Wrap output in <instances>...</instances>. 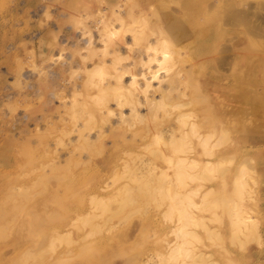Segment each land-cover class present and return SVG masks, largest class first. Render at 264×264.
I'll return each mask as SVG.
<instances>
[{
	"label": "rangeland",
	"instance_id": "obj_1",
	"mask_svg": "<svg viewBox=\"0 0 264 264\" xmlns=\"http://www.w3.org/2000/svg\"><path fill=\"white\" fill-rule=\"evenodd\" d=\"M58 1L0 0V214L4 216L0 215V230L6 229L0 232V264L20 258L22 264H264V46L255 44L252 67L244 59L240 63L247 82L240 89L244 102L236 123L238 151L225 152L220 164L208 169L179 170L176 165L184 152L175 144L185 140L190 147V139L196 142V134L204 129L193 127L197 133L166 144L173 126L177 125L176 131L179 127L177 135L184 129L178 124L180 109L175 102L186 103L181 109L194 112L188 120L202 121V110L210 106L218 111L212 100L216 90L208 77L210 65L206 75L197 76L200 46L192 41H185V47L172 45L176 64L169 72L162 69L166 74L161 84L151 81V87L163 88L169 76L183 75L174 78L176 90L164 111L161 107L151 113L140 104L130 112L131 105L120 108L111 100L108 117L97 113L88 123L81 104L93 106L95 81L113 82L109 74L114 70L109 63L113 46L119 47L125 62L130 61L133 51L127 48L132 35L119 32L106 43L102 35L101 41L99 29L111 16L108 0ZM245 45L242 35L243 55L248 52ZM142 57L146 58L145 52ZM97 64L103 69L90 76ZM189 70L191 77L186 74ZM127 75L123 83L128 82ZM188 78L190 84L184 82ZM205 80L210 87L204 92L196 89L197 96L192 82ZM196 98L201 100L195 104ZM223 115L232 120L229 112ZM206 119L211 127L218 122L212 112ZM83 122L91 128L80 127ZM226 127L225 138L217 127L210 138L226 139L220 148L231 144L234 126L228 122ZM78 128L84 129L82 133ZM12 187L28 189L23 191L26 200ZM29 219L33 230L25 232ZM30 254L35 261L22 257Z\"/></svg>",
	"mask_w": 264,
	"mask_h": 264
},
{
	"label": "bare ground",
	"instance_id": "obj_2",
	"mask_svg": "<svg viewBox=\"0 0 264 264\" xmlns=\"http://www.w3.org/2000/svg\"><path fill=\"white\" fill-rule=\"evenodd\" d=\"M242 1H246V2H248V4L251 3V5H254L253 8L250 4H249L250 7L247 6L246 4L244 5L243 3H246V2L242 3ZM258 1H260V0L255 1V4L257 5V6H255V4L252 3L253 1L251 2V0H165L164 2H160L159 0H108L109 4H106V6L107 5L109 6V10L111 11V16L108 19L106 18L107 20L102 25L103 26L102 29L101 28L99 29L100 31L101 30L103 31V33L100 34L99 36L101 38L102 35H104V39H105V43H106V42L112 41L111 36L113 34H116V33L119 34V32L124 33L126 31L127 32L129 31V32H131L130 34L132 35V37H130L131 41H130V45L127 49H129L128 51H130V49H131L133 52L132 53L130 52L131 53L130 61L125 62L126 60H124V59H126V57L121 56V53L118 52L119 50H116V49H119V47L116 48L113 46V48L111 49V52L115 53L112 55L114 57L109 62V63L114 65V66L112 65V67H113L112 69H114V70L112 72H109V74H111V76L114 78L113 82L111 83L108 80L107 84H101V82L95 81L96 82L95 85L97 86V94L94 95V97L91 99L93 106L86 107L87 108L86 109L81 104V107L87 113L85 115H87V117H88L86 119L88 121V123L95 119L97 113H99L100 118L101 117L105 118L104 113H106V116L108 117V112L113 110L109 106V103L111 100H114V102H115L114 105L116 107L121 108L125 104L131 105L130 112L133 109H137V105H140V104H142V106H143V104L147 105V108L149 109V111L151 113L158 112V109L161 107H162V110L164 111L165 108H163V107L165 105V102L167 101L168 98L172 99V96H173V94L171 95V91L176 86V84H174L176 82L175 81L176 79H174V78H177L180 74H178L177 76L174 75L175 76L174 78L172 77V75L169 76V78H167L168 84L162 88L161 85H159V84H161V81H163L165 79L164 74H166V71L164 74L162 73V69L165 68L164 70H168L174 64L173 60L175 59L174 58L175 54L173 53L174 56H172L173 55L172 54V45L179 46V48H180V47H185V41H192V42H194V44H197L200 46L198 52L200 54H202V58L200 59L202 61L198 63L201 65L200 66L201 69H200V72L197 76L206 75V73H207L206 66L208 64L210 65L211 71L209 72L208 77H209V80L215 86L216 92H215L212 100L215 103L214 107L218 111L217 112L214 111V109H212L213 106L212 107L210 106V109H203L202 110V116H203L202 121L190 120V119L188 120V117L191 116L190 114L191 113L193 114L194 112H191V113L188 112L187 113V112L183 111L181 109V107H184L183 104H186V103L180 104V101H176L174 104V107L176 106V108L180 109L178 116H177V121H178V124H180V126L184 127V129L181 128L178 135H177L176 133L179 130V127L176 131L173 128H175V126H177V125L173 126V128H171V136H170L171 141L168 140L166 144H168V143L172 144L175 141L174 139H177L180 137H182V138L185 137L184 135L186 133H191L193 135L194 133L198 132V129H201V128L204 129L203 130L204 132L202 134H196L197 138H196V136H194L197 140L196 142H192L193 138L190 139V142H191L190 144L193 143L190 147H189L188 141H185V140L175 144V148L177 150L184 152L183 156L180 158V162H179L180 164L178 163L176 165L177 169H179V170H185L186 168L208 169L210 167H214V166L219 165L220 164L219 162L222 161V158H220V157L225 152H235L236 153L238 151V146H237L238 144L237 143L239 141L238 137H237L238 136V131H237L238 128L236 127V123L238 120L239 108H240L241 104L244 102V98H243V95H241L240 89L246 80V79L241 77V74H240L241 64L240 63L244 59V61L247 64V67L248 68L252 67L254 64V57H253L252 51H253V48L255 47V44L260 45V46H264V14H262V12H264V11L261 12V10H264V9H261V8H264V4H262L264 2H261L259 4ZM262 1H264V0H262ZM89 2H92V1H89ZM171 2H174L175 5H171L170 4ZM104 3H107V1ZM239 3L241 6L243 4V6L240 7ZM75 5H76V2H75ZM245 6H247L248 8ZM69 7L71 8V6H69ZM80 7L81 6H79V8ZM121 7H123V8H121ZM243 7H245V8H243ZM70 8H68V9H70ZM82 9H84V8L82 7ZM95 12H97V11H95ZM70 13H72V11ZM149 13L151 15H149ZM78 15H80V14H78ZM72 17H76V16H72ZM77 17H79V16H77ZM90 17H91V15H90ZM151 17H153V18H151ZM259 17H260V19H257ZM64 18H63V20H64ZM72 19H74V18H72ZM79 21L80 20H78L76 23H78ZM81 21H83V20H81ZM63 23H66V22H63ZM83 29H84V26H83ZM100 31H99V33H100ZM97 34H98V32H97ZM97 34L95 36H97ZM242 35L246 36L245 47L247 48L248 52L246 51L245 55L242 54L243 53L242 47H241ZM150 36H153V38L150 39ZM104 39L102 40V38H101V41L103 42ZM53 42H56V41H53ZM101 45H102V43H101ZM110 45L112 46V43H109L108 47H110ZM132 45H138V47L132 48ZM104 46H106V45L104 44ZM108 47L106 49H110ZM102 49H104V48H102ZM99 51H101V50H99ZM211 51H214V52L209 53ZM105 52H110V51H105ZM143 52H145L146 58L142 57ZM176 52H177V50H176ZM102 53H100V55ZM111 54H109V55H111ZM128 54L129 53L127 52V55ZM93 55H95V53ZM106 55H108V54H106ZM176 55H177V53H176ZM100 57H103V54ZM130 57H128V58H130ZM104 58L105 57H103V59ZM96 63H97V61H96ZM101 66H104V65H98L97 64L96 66L93 67V69L94 70L96 68H98V69L96 71L92 72L93 69L91 68L87 72V74L89 72H92V73H90V76H91L93 73H98L97 71L103 69V68H101ZM174 67H172V68H174ZM169 71L170 70H168V72ZM181 71L182 70H180V72ZM191 71H193V70H191ZM99 72H101V71H99ZM195 72H193V73H195ZM125 74H129V76L127 75L128 76V82L123 83L122 78ZM175 74H176V72H175ZM186 74L188 76L190 74V70ZM229 74L231 76V79H226V77ZM191 75H189V76L191 77ZM88 76H89V74H88ZM180 76L183 77V75H180ZM89 78L92 79V77H89ZM154 79L157 80V82L155 80V83H159V84H158V86L156 84L153 87H151L152 86L151 81H153ZM92 80H90L91 82H89V84H90L89 87L93 86V84H91ZM180 80H182V79L180 78ZM188 80L190 81V78L186 79V81H184V82H187ZM177 81H179V80H177ZM139 82L142 83V86L141 85L139 86ZM246 82H247V80H246ZM39 83L42 84V82H39ZM188 83L189 82H187V84ZM192 83L194 85L193 89L195 92H197L196 89L200 90L201 92H204L207 89H209V87H210V83L207 80L202 81L198 84L195 83L194 81ZM44 84H45V82H44ZM184 84H186V83H184ZM95 85H94V87H96ZM185 86H187V85H185ZM178 87H179V85H178ZM189 87H190V85H189ZM175 90H173V91H175ZM155 92H159V94H156ZM198 92L194 93V94H197V96H198ZM139 94L143 95V96H141L143 98V101H139ZM154 94H156V95H154ZM199 95H200V93H199ZM87 97H89V96H87ZM202 97H203V95H202ZM198 98H201V96ZM198 98H196V99H198ZM201 99H198L197 101H195L194 99H192V100L195 101V104H196V102L199 103L200 102L199 100H201ZM89 100H90V98H89ZM216 102H218V104H216ZM82 103L85 106H87L86 100ZM188 103L191 104V102H188ZM95 105H97V106H95ZM159 110H161V109H159ZM209 112L216 114L218 117V119L216 120L218 122L215 123L213 127H211L207 123L208 122L207 119L204 121V119L208 117ZM227 112H229L232 120L227 121L226 117H224L223 113L226 114ZM196 115L197 114H194L195 118H196ZM101 121H103V120H101ZM228 122L232 123V126H234L233 135L230 137L231 138V140H230L231 144L228 147L220 148L219 146H222L223 143L225 144L226 139L223 141L221 138L222 136L216 135V138L218 137L217 140H214L212 142L210 140V138H212V136H213L214 127H217L220 132L223 131V133H224L223 137L225 138L226 137L225 134H227V132H225V130L226 129L228 130V128L226 127ZM83 123H85V124H82L83 126H80V127H84L85 129H86V127H90L87 125L88 123H86V122H83ZM94 123H95V121H94ZM193 127H198V129L195 131L193 129ZM78 129L81 132L79 131L77 133H82V131L84 130L82 128L81 129L78 128ZM80 135H83V134H80ZM186 135H188V134H186ZM187 138H189V137H186L184 139H187ZM83 141H85V140H83ZM220 141H223V142L220 143ZM87 146H88V144L86 143V147ZM190 154H192L191 157H190ZM191 175H193V174H191ZM178 176H180V174ZM188 177H190V176H188ZM182 178L183 177L181 176L180 179H182ZM176 182H178V181H176ZM238 184L240 186V183H238ZM178 185H179V183H178ZM236 186H238V185H236ZM24 187H26V186H24ZM1 188L3 189V187H1ZM16 188L12 187V190L17 191ZM20 188H23V187H20ZM17 189H18L19 193H22L20 195L26 194L27 192L25 193L23 191L28 190L26 188H24L26 190L19 189V188H17ZM8 191H9V189H8ZM20 191H22V192H20ZM15 194H18V193H15ZM10 195H13V194L11 193ZM25 196L26 195H23V197H25ZM235 197H238V194H235ZM235 197H234V199H235ZM173 199L174 198H172L170 200H173ZM25 200H26V197H25ZM232 201H235V200H232ZM4 203H5V201H4ZM226 203H227V201H225L224 204H226ZM24 206L23 207L21 206V207L24 208ZM14 208H15V206H14ZM28 208H25V209H28ZM31 208H32V206H31ZM31 208H29L28 210H32ZM21 210L22 209H20V211ZM24 211H25V213L26 212L28 213V211H26V210H24ZM32 211H29V212L31 213ZM30 213L28 214V216L30 215V217H31L33 214H30ZM0 215L2 217H4L3 213H1ZM30 217H28V218H30ZM38 218H39V216L37 217V220H38ZM229 219H231V218H229ZM37 220H35L34 222H37L36 224L38 226V225H40V222H38ZM29 221H30L31 225L28 226V229L30 226L33 225L32 224L33 222L30 219H29ZM25 222H27V224H28V221H25ZM234 222H236V221H234ZM236 224H238V223L236 222ZM21 226H22V224H21ZM2 227H3V225H2ZM37 228H39V227H37ZM36 229H34V232ZM1 230H2V228H1ZM1 230H0V232H3L6 229H5V227H3V231H1ZM30 230L32 231L33 229H29L27 231L24 230V231L28 232ZM2 236H4V235L2 234ZM92 251H94V249ZM96 251L97 250H95V252ZM19 252L22 253L23 250H21ZM24 252H25V250H24ZM91 253H93V252H91ZM22 254L26 255L29 253H27V251H26L25 253H22ZM19 256H21V255H19ZM30 256L32 257L31 254L29 256H22V257L29 259ZM33 258L35 259V257H32V260H33ZM26 260L27 259H23V261L25 263H26ZM13 261L16 263L17 259L11 260L10 262H12V264H13L14 263ZM33 261H35V260H33ZM17 262L21 263L22 262L21 258Z\"/></svg>",
	"mask_w": 264,
	"mask_h": 264
}]
</instances>
